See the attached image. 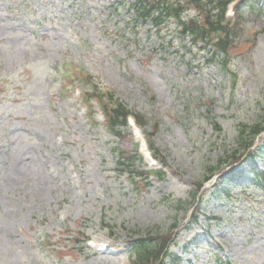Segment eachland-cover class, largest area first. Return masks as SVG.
<instances>
[{"label": "rangeland", "instance_id": "obj_1", "mask_svg": "<svg viewBox=\"0 0 264 264\" xmlns=\"http://www.w3.org/2000/svg\"><path fill=\"white\" fill-rule=\"evenodd\" d=\"M138 7L0 0V264H133V239L168 232L176 238L166 264H220L215 255L264 264V191L250 188L243 163L258 153L264 170V133L252 141L264 117V0L256 15L241 9L247 23L229 73L209 48L181 40L172 19L158 32ZM85 81L145 115L140 135L110 134L95 103L90 116ZM144 134L169 173L135 185L117 153H142ZM210 170L219 175L195 192ZM223 175L229 181L214 187ZM102 243L117 255L98 253Z\"/></svg>", "mask_w": 264, "mask_h": 264}, {"label": "trees", "instance_id": "obj_2", "mask_svg": "<svg viewBox=\"0 0 264 264\" xmlns=\"http://www.w3.org/2000/svg\"><path fill=\"white\" fill-rule=\"evenodd\" d=\"M230 1L231 0H139L140 7L137 9V15L145 22L150 23L152 28H158L163 24L165 25L167 17L173 15L180 18L187 10V6L192 7L195 5L194 9L198 14L196 17L182 23L181 34L185 38H190L194 45H196L198 41L209 40L211 43L214 42L220 51L228 53L234 45V40L242 34L247 23L246 16L241 12L242 7L246 6L251 14L256 15L258 12H261L254 0H244L239 7L241 9L238 10L237 21L233 25H230L229 22H226L224 19V10ZM215 35L217 36L215 37ZM86 96L98 100L105 114L108 129L113 135L121 138L127 126V117L134 113L128 109V106L123 101L116 98L113 92L107 89H101L94 85L92 88H89ZM134 116L137 123L143 127L149 121L145 115L134 114ZM262 120L260 124L256 125L257 129L254 131L255 135H258L264 130V117ZM216 128L219 129L218 126H216ZM148 143L154 157L166 164V161L160 155L159 149L155 147L150 138H148ZM235 155L236 154H234V156ZM136 159L137 154L130 156L120 153L119 161L117 162L121 170L127 171L134 182H138V178L141 177V173L135 172L133 169ZM210 171V174L215 173L214 170ZM255 176L256 180L260 182V185L264 188V175L256 173ZM198 187H201V184H198ZM154 237L148 236L147 238H140L133 241L132 247L135 254L134 264H163L165 258L170 255L173 233L168 232L165 236H159V238H156L158 236Z\"/></svg>", "mask_w": 264, "mask_h": 264}, {"label": "bare ground", "instance_id": "obj_3", "mask_svg": "<svg viewBox=\"0 0 264 264\" xmlns=\"http://www.w3.org/2000/svg\"><path fill=\"white\" fill-rule=\"evenodd\" d=\"M102 246H103V244H100V245H99V247H102Z\"/></svg>", "mask_w": 264, "mask_h": 264}, {"label": "clouds", "instance_id": "obj_4", "mask_svg": "<svg viewBox=\"0 0 264 264\" xmlns=\"http://www.w3.org/2000/svg\"><path fill=\"white\" fill-rule=\"evenodd\" d=\"M194 15V13H192Z\"/></svg>", "mask_w": 264, "mask_h": 264}]
</instances>
